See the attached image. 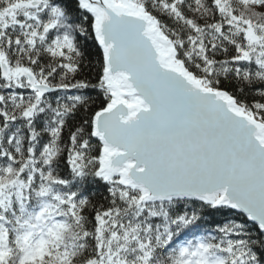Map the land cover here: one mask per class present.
<instances>
[{
    "label": "snow or ice",
    "instance_id": "snow-or-ice-1",
    "mask_svg": "<svg viewBox=\"0 0 264 264\" xmlns=\"http://www.w3.org/2000/svg\"><path fill=\"white\" fill-rule=\"evenodd\" d=\"M0 264H264V0H0Z\"/></svg>",
    "mask_w": 264,
    "mask_h": 264
}]
</instances>
